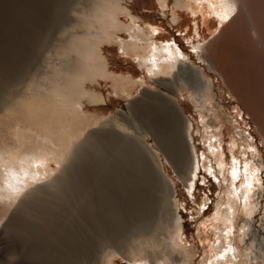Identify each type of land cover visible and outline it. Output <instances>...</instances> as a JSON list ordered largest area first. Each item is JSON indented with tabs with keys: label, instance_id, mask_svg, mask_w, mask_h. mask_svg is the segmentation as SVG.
Returning a JSON list of instances; mask_svg holds the SVG:
<instances>
[{
	"label": "bare ground",
	"instance_id": "6f19581e",
	"mask_svg": "<svg viewBox=\"0 0 264 264\" xmlns=\"http://www.w3.org/2000/svg\"><path fill=\"white\" fill-rule=\"evenodd\" d=\"M65 3L70 6L58 0L44 24L34 19L32 50L38 54L51 45L43 60L42 54H33L43 65L33 67L36 57L32 61L22 55L17 66L7 65L0 74V264H110L117 253L130 264H184L178 256L181 225L173 217L175 188L156 152L139 138H119L108 130L85 133L89 123L82 100L104 101L85 84L108 73L96 45L112 37L119 25L116 0H77L70 10L74 17H65ZM160 3L164 6L166 0ZM190 9L194 17L200 11L203 24L209 21L207 14L216 15L219 29L211 38L200 39L196 20L192 36L185 39L221 77L264 138V0H197ZM128 31L130 39H120V49L133 52L138 65L162 78L163 85L207 84L176 39H156L158 25L130 24ZM27 77L28 97L6 95L7 87ZM162 95L165 101L151 96L137 102L135 110L178 165L187 148L189 182L199 167L192 123L173 97ZM103 120L116 130L111 117ZM209 146L220 166L219 145ZM52 161L59 166L57 174ZM250 178L240 188L248 214L257 206L254 196H262V189L253 192ZM229 194L235 205V190ZM166 209L174 224L168 225V241H162L157 228L165 229L159 223L165 221ZM152 224L157 225L150 230Z\"/></svg>",
	"mask_w": 264,
	"mask_h": 264
},
{
	"label": "rangeland",
	"instance_id": "374dc122",
	"mask_svg": "<svg viewBox=\"0 0 264 264\" xmlns=\"http://www.w3.org/2000/svg\"><path fill=\"white\" fill-rule=\"evenodd\" d=\"M196 1L166 0V5L162 6L160 0H116L114 14L119 25L113 30L112 37L96 45L105 59L108 73L85 84L90 91L99 93L104 101L100 104H90L82 100L84 112L88 116V121L85 122L89 123L85 133L92 130H108L119 138H139L156 152L162 161L165 174L175 188L173 217L178 219L182 233L178 248L180 254H176L185 258H180L184 264H264V138L238 101L229 93L221 77L201 60L197 53L191 51L192 47L185 39V36H192L196 20L199 21L200 39L211 38L219 29L214 13L207 14L209 21L206 24L202 23L200 11L197 12L199 16L194 17L190 8L192 5L196 6ZM70 2L71 0H67V3ZM59 4L58 0H0V74L7 71V65L9 68L17 66L22 55H25L23 59L30 57L32 61L36 57L33 67L43 65L42 60L44 55L49 54L51 45L47 44L49 48L45 47V51L38 54L32 50L31 45L35 42L32 25L36 20L44 24L47 21L46 14ZM69 5L68 9L67 6L62 7L66 9L64 15L74 17L70 10L77 7V0H73ZM174 15L177 21L174 20ZM147 23L160 27L156 38L158 41L176 39L181 50L191 56L190 63L195 65L193 67L204 73L207 84L200 85L192 80L191 83L183 81L178 87L170 88L161 83L162 78L150 75L145 68L140 67L133 52L125 53L120 49L118 41L130 39V24L145 26ZM34 52L37 56L42 54L39 56L42 60H38L40 58L34 56ZM30 75L29 72L28 76ZM28 80L27 77L21 81L23 86L18 85L21 82L15 83L4 92L8 97H28ZM162 94L173 97L192 123L191 136L199 158V167L193 172V178L189 182L187 179L190 175L191 156L186 152L187 148L184 146L187 155L184 153L183 163L178 165L160 143L157 133L148 127L135 110L137 102L151 96L165 101ZM106 117L112 118L116 130L102 124ZM182 142L185 145V141ZM210 143L219 145V157L223 160L220 166L216 161L218 158L210 152ZM142 151L145 153L143 148ZM233 160L237 164L234 165ZM51 164L53 173H59V166L55 161ZM244 165H248L247 173L253 179L250 178V182H253V192L258 193L262 189V196L258 197L259 193L254 196L257 206L251 214L244 210L243 205L245 197L242 195V189L245 188V178L248 177H245ZM233 167L239 168L236 179L232 176ZM209 171L213 175H208ZM197 177L204 183H199ZM159 187L157 193L161 189V186ZM230 189L235 190V205L231 201ZM160 191L158 195L162 201L165 195L163 189ZM157 193L155 192L156 198ZM164 215L165 221L159 225L165 229H157L160 230L159 237L163 238L161 240L168 241V229H171L169 226L174 224V221L167 209ZM156 225L152 224L150 230ZM229 244L231 248L228 247ZM110 264H130V260L124 254L117 253L112 257Z\"/></svg>",
	"mask_w": 264,
	"mask_h": 264
},
{
	"label": "snow or ice",
	"instance_id": "6c2138e0",
	"mask_svg": "<svg viewBox=\"0 0 264 264\" xmlns=\"http://www.w3.org/2000/svg\"><path fill=\"white\" fill-rule=\"evenodd\" d=\"M191 51L192 52H195L196 49H192ZM233 164L235 165V164H237V162L235 160H233ZM247 170H248V165H244L245 177H247ZM238 173H239V168L238 167H233V169H232V176H233L234 179L237 178ZM208 175L211 176V175H213V173L211 171H209ZM197 179H198V177H197ZM198 182L201 183V184L204 183V181L199 180V179H198ZM247 186L250 188L251 187V184H248ZM202 207H206V206H203L202 205Z\"/></svg>",
	"mask_w": 264,
	"mask_h": 264
},
{
	"label": "water",
	"instance_id": "95a60500",
	"mask_svg": "<svg viewBox=\"0 0 264 264\" xmlns=\"http://www.w3.org/2000/svg\"><path fill=\"white\" fill-rule=\"evenodd\" d=\"M163 96V95H162ZM148 159H149V157H148Z\"/></svg>",
	"mask_w": 264,
	"mask_h": 264
}]
</instances>
